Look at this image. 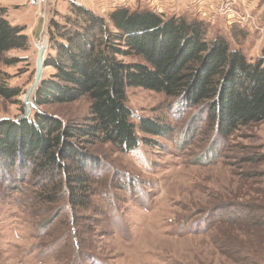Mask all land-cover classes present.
<instances>
[{"label":"rangeland","instance_id":"obj_1","mask_svg":"<svg viewBox=\"0 0 264 264\" xmlns=\"http://www.w3.org/2000/svg\"><path fill=\"white\" fill-rule=\"evenodd\" d=\"M74 4L107 20L119 7L197 19L210 38L224 35L249 59L264 58V0H0L29 37L28 49L4 54L17 62L0 59L7 84L20 89L10 99L0 95V125L37 109L65 121L88 113L86 97L35 102L55 71L45 63L51 20L66 23ZM127 96L135 122L148 118L169 131L140 132L149 144L132 151L89 145L100 162L90 169L94 193L77 207L32 163L4 171L0 264H264V119L225 135L200 104L144 87Z\"/></svg>","mask_w":264,"mask_h":264},{"label":"trees","instance_id":"obj_2","mask_svg":"<svg viewBox=\"0 0 264 264\" xmlns=\"http://www.w3.org/2000/svg\"><path fill=\"white\" fill-rule=\"evenodd\" d=\"M73 10L76 16H66V23L51 20L45 63L55 71L38 86L35 102L71 103L86 97L88 113L82 120L65 121L37 109L19 124L6 120L10 122L0 125V178L4 171L32 163L45 180L66 192L74 207L84 204L94 193L90 169L100 162L89 145L102 142L132 151L142 140L148 143L140 132L169 131L148 118L133 120L130 87L202 105L225 135L264 119V58L249 59L224 35L210 38L206 23L129 7L115 9L109 20L79 4ZM5 12L0 6V59L14 64L17 59L4 54L28 49L29 37ZM6 80L0 70V95L18 96L20 89Z\"/></svg>","mask_w":264,"mask_h":264},{"label":"water","instance_id":"obj_3","mask_svg":"<svg viewBox=\"0 0 264 264\" xmlns=\"http://www.w3.org/2000/svg\"><path fill=\"white\" fill-rule=\"evenodd\" d=\"M4 119H1L0 121H3Z\"/></svg>","mask_w":264,"mask_h":264},{"label":"bare ground","instance_id":"obj_4","mask_svg":"<svg viewBox=\"0 0 264 264\" xmlns=\"http://www.w3.org/2000/svg\"><path fill=\"white\" fill-rule=\"evenodd\" d=\"M43 49V48H42ZM41 61V60H40ZM39 73V72H38Z\"/></svg>","mask_w":264,"mask_h":264}]
</instances>
